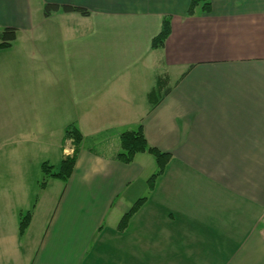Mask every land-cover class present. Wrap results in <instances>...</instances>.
I'll return each mask as SVG.
<instances>
[{"label": "crops", "instance_id": "0c3cea01", "mask_svg": "<svg viewBox=\"0 0 264 264\" xmlns=\"http://www.w3.org/2000/svg\"><path fill=\"white\" fill-rule=\"evenodd\" d=\"M48 4L90 15L46 17ZM189 5L0 0V33L18 31L0 52V264H264V0H212L193 17ZM137 124L172 156L153 188L145 154L117 160ZM70 127L83 136L74 171L42 187L43 164L74 153Z\"/></svg>", "mask_w": 264, "mask_h": 264}, {"label": "trees", "instance_id": "16d2710c", "mask_svg": "<svg viewBox=\"0 0 264 264\" xmlns=\"http://www.w3.org/2000/svg\"><path fill=\"white\" fill-rule=\"evenodd\" d=\"M212 10V0H190L189 9L187 12V16L193 17L200 13H211ZM66 12L72 13L77 12L82 14L83 16H89L90 11L85 8L70 6V5H58V4H48L45 6V16L50 17L53 13L56 12ZM172 32V23L171 18L166 16L163 19L162 28L158 36L153 39L152 47L154 49L164 48L168 38L170 37ZM18 31L15 28H6L0 33V51L9 49L12 44L15 42L18 36ZM161 84L159 81L158 86ZM164 92L161 94V97L156 101L155 92L150 94V100L152 101V108L155 107L157 102L161 101L169 92L171 91V87L165 88ZM158 97V96H157ZM66 138L73 140L74 144V153L71 156H67L64 158L59 169L55 170L54 167L44 163L42 166L43 172V180L41 186L44 187L46 185L47 180L49 178H58L64 181H68L71 177L74 167L76 165L77 156L80 152V144L82 142V134L77 128L70 127L67 129ZM148 152L151 154L158 165V172L150 179V187L153 188L154 183L160 175H162L167 165L169 164L172 156L170 153L162 152L158 148L151 146L146 139L144 134L143 127L140 126L137 130L128 131L121 135V151L117 156V160L124 164H131L134 162L135 157L140 153ZM144 199L138 201L134 207L122 218L119 229L125 230L132 217L140 210L143 206ZM31 220V214H28L21 226V233L26 230Z\"/></svg>", "mask_w": 264, "mask_h": 264}, {"label": "rangeland", "instance_id": "374dc122", "mask_svg": "<svg viewBox=\"0 0 264 264\" xmlns=\"http://www.w3.org/2000/svg\"><path fill=\"white\" fill-rule=\"evenodd\" d=\"M69 19V21H71L72 20V18L70 17V18H68ZM21 40L19 41V42H17L16 43V46H15V48H14V50H13V53H17L20 49H21ZM5 51V50H4ZM1 53H2V51H0ZM187 67V66H186ZM180 70H181V68H177V69H173V71H172V73H173V77H177V76H179V74H180ZM188 70V69H187ZM0 83H1V79H0ZM187 85V84H186ZM189 86L191 85V84H188ZM135 127H132V129L134 130H137L141 125L140 124H137V125H134ZM145 154V155H144ZM143 155H144V157H147V162H146V164L147 163H150V162H152L153 164L152 165H148V167H153L154 168V170H155V172H156V170H157V166L158 165H156V162H155V158L153 157V156H151L150 154H148V152H146V153H140V154H138L137 156H136V158L137 157H139L140 156V160L143 158ZM157 172H158V170H157ZM156 172V173H157ZM43 173V172H42ZM152 176V175H151ZM154 176V175H153ZM182 176V178H183V175H181ZM55 183H58V182H55ZM57 188H59V186L57 187ZM43 189V188H42ZM53 191V188H51V192ZM47 205L45 204V203H43L42 205H41V207H43V210H46V207ZM141 215L143 216V210L141 211ZM140 215V216H141ZM108 223V222H107ZM112 226L110 227V228H114V225L113 224H111ZM96 251V250H95ZM105 251H108V250H105ZM90 256L91 257H93V255H91L90 254ZM115 262H116V260H115ZM197 264L196 262H188V263H185V264ZM116 264H146L145 263V258H144V256L143 255H138L136 258H132V257H128V256H119V259H118V261H117V263Z\"/></svg>", "mask_w": 264, "mask_h": 264}]
</instances>
